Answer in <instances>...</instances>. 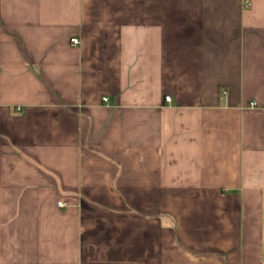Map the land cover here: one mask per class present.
Masks as SVG:
<instances>
[{
	"label": "crops",
	"instance_id": "1",
	"mask_svg": "<svg viewBox=\"0 0 264 264\" xmlns=\"http://www.w3.org/2000/svg\"><path fill=\"white\" fill-rule=\"evenodd\" d=\"M0 264H264V0H0Z\"/></svg>",
	"mask_w": 264,
	"mask_h": 264
},
{
	"label": "built area",
	"instance_id": "2",
	"mask_svg": "<svg viewBox=\"0 0 264 264\" xmlns=\"http://www.w3.org/2000/svg\"><path fill=\"white\" fill-rule=\"evenodd\" d=\"M69 41H70V43H71L72 45H75V44H78L79 39H78L77 37H75V36H72V37H70ZM165 99L169 100V99H170V96H169V95H166V96H165ZM252 104H255V102L253 101ZM18 109H19V108H18ZM58 203H59L60 205H64V202H63V201H59Z\"/></svg>",
	"mask_w": 264,
	"mask_h": 264
}]
</instances>
